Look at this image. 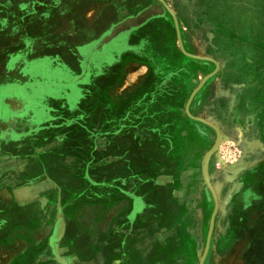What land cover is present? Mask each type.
Masks as SVG:
<instances>
[{
    "label": "rangeland",
    "instance_id": "obj_1",
    "mask_svg": "<svg viewBox=\"0 0 264 264\" xmlns=\"http://www.w3.org/2000/svg\"><path fill=\"white\" fill-rule=\"evenodd\" d=\"M163 1L218 70L156 0H0V264H200L207 181L205 264H264V0Z\"/></svg>",
    "mask_w": 264,
    "mask_h": 264
},
{
    "label": "water",
    "instance_id": "obj_2",
    "mask_svg": "<svg viewBox=\"0 0 264 264\" xmlns=\"http://www.w3.org/2000/svg\"><path fill=\"white\" fill-rule=\"evenodd\" d=\"M157 2L161 3L170 13L171 15L173 16V19H174V23H175V27H176V30H177V34H178V40H179V43H180V47L182 49V52L190 57V58H193V59H196V60H206V61H209V62H213L214 64H216L217 66V70L219 68V65L214 61V60H211V59H207V58H202V57H198V56H194V55H191L189 53H187L185 50H184V47H183V44H182V41H181V36H180V30H179V24H178V20L176 18V15L171 11V9L168 7V5L163 1V0H156ZM161 14V11L160 10H156V15H160ZM151 17V14L150 13H147L145 12L144 14L140 15L138 18H136L135 20H128L124 23H122L121 25H119L117 28H116V31L114 32V35L118 34V32L120 31H123V30H128V29H132V28H139L140 26H142L147 19H149ZM214 74V73H213ZM213 74L207 76L203 81L202 83L198 86V88L192 93L191 97H190V100L188 102V105H187V108H186V113L187 115L192 118L193 120H196L198 122H202L204 124H207L209 126H211L212 128H214L216 130V132L219 134V131L217 130V128H215L214 126H212L211 124L207 123L206 121L200 119V118H196L194 116H192L190 114V111H189V108H190V104L192 102V100L194 99L195 95L197 94V92L204 86V84L208 81L209 78H211L213 76ZM207 185L209 187V189L211 190V193L214 197V200H215V209H214V212H213V215L211 217V221H210V229H209V232H208V236H207V242H206V247H205V251H204V254H203V257H202V260L200 262V264H205V260L207 258V255H208V252L210 250V246H211V241H212V235H213V231H214V222H215V219H216V216H217V213H218V198L216 196V193L212 187V185L210 184V182L207 181ZM62 231H63V223H62V220L60 219L56 225V228L54 230V234L51 238V241H52V244L54 245V242L56 240H58V238H60L61 234H62Z\"/></svg>",
    "mask_w": 264,
    "mask_h": 264
},
{
    "label": "crops",
    "instance_id": "obj_3",
    "mask_svg": "<svg viewBox=\"0 0 264 264\" xmlns=\"http://www.w3.org/2000/svg\"><path fill=\"white\" fill-rule=\"evenodd\" d=\"M12 1L13 0H3L4 4L7 3L9 4V6L12 3ZM18 1L19 3L20 1H22V3L24 2L26 4L25 7H29V4L32 3L30 2L31 0H18ZM18 1L14 0V2L16 3H18ZM108 1L110 0H36V4H41V6L43 7L45 6L44 4H46L47 2L56 4L53 7L54 9H52L53 10L52 14H51V11H48L47 9L45 10L44 8L41 7V9L43 10L42 13L43 15H45L46 17L45 20H47L48 25L52 24L51 19H53L54 24L48 26V27H52L53 29H49V30H59L60 24H63L64 21L70 20V19L73 20V25H74L73 30H76V29L85 30L86 28H88V20L93 19V17H97L98 15L95 16L94 14L88 11H82L81 4L108 2ZM26 11H28L31 14L30 12L31 9L26 10ZM24 16L26 17L25 13H24ZM75 20H78V22H76ZM81 20H83L82 23H81ZM103 26L104 27H101V30H105L106 25L104 24ZM24 30H27V29H24ZM138 206H139V203L137 202L135 207L138 208Z\"/></svg>",
    "mask_w": 264,
    "mask_h": 264
}]
</instances>
